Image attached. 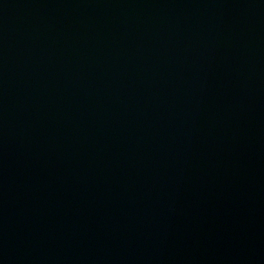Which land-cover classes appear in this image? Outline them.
<instances>
[{"label": "water", "instance_id": "1", "mask_svg": "<svg viewBox=\"0 0 264 264\" xmlns=\"http://www.w3.org/2000/svg\"><path fill=\"white\" fill-rule=\"evenodd\" d=\"M0 264H264V0H0Z\"/></svg>", "mask_w": 264, "mask_h": 264}]
</instances>
